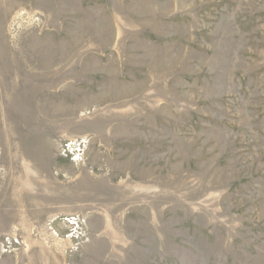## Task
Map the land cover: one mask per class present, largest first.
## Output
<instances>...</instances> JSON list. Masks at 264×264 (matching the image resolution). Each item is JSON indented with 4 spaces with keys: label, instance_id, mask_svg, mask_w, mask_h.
I'll use <instances>...</instances> for the list:
<instances>
[{
    "label": "rangeland",
    "instance_id": "rangeland-1",
    "mask_svg": "<svg viewBox=\"0 0 264 264\" xmlns=\"http://www.w3.org/2000/svg\"><path fill=\"white\" fill-rule=\"evenodd\" d=\"M0 264H264V0H0Z\"/></svg>",
    "mask_w": 264,
    "mask_h": 264
}]
</instances>
